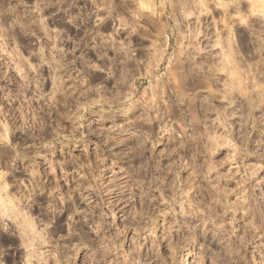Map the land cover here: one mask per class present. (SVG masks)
<instances>
[{"label": "rangeland", "instance_id": "1", "mask_svg": "<svg viewBox=\"0 0 264 264\" xmlns=\"http://www.w3.org/2000/svg\"><path fill=\"white\" fill-rule=\"evenodd\" d=\"M0 198V264H264V0H0Z\"/></svg>", "mask_w": 264, "mask_h": 264}, {"label": "bare ground", "instance_id": "2", "mask_svg": "<svg viewBox=\"0 0 264 264\" xmlns=\"http://www.w3.org/2000/svg\"><path fill=\"white\" fill-rule=\"evenodd\" d=\"M202 82L203 83H207L208 82V77L207 78H205V80H202ZM209 83V82H208ZM1 199V198H0ZM0 202H2V201H0ZM12 201H10V203H11ZM13 205V204H12ZM14 206V205H13ZM11 207V206H10ZM7 208V207H6ZM13 209H14V207H13ZM12 209V210H13ZM9 210V209H8ZM15 210V209H14ZM16 213V212H15ZM18 214V213H17ZM29 239V241H31V242H27V246H32V245H34L33 247H36L37 246V244L35 245V243H33V242H35L34 241V238L32 239L31 237H28ZM36 243H38V242H36Z\"/></svg>", "mask_w": 264, "mask_h": 264}]
</instances>
